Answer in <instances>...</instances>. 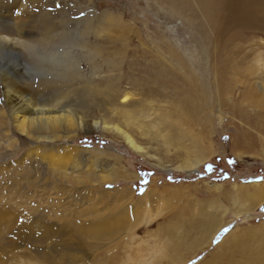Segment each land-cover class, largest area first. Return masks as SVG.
Instances as JSON below:
<instances>
[{
	"label": "rangeland",
	"instance_id": "374dc122",
	"mask_svg": "<svg viewBox=\"0 0 264 264\" xmlns=\"http://www.w3.org/2000/svg\"><path fill=\"white\" fill-rule=\"evenodd\" d=\"M57 1L100 125L45 152L0 91V264H264V0Z\"/></svg>",
	"mask_w": 264,
	"mask_h": 264
},
{
	"label": "bare ground",
	"instance_id": "6f19581e",
	"mask_svg": "<svg viewBox=\"0 0 264 264\" xmlns=\"http://www.w3.org/2000/svg\"><path fill=\"white\" fill-rule=\"evenodd\" d=\"M55 2L58 1L0 0V91L6 107V112L2 113L22 135L42 145L45 152L54 150L61 141V133L71 128L89 132L100 125L86 118L87 109L94 103L91 96L86 99L66 97L61 92V82H70L80 75L79 63L69 48H87L88 56L96 55L97 48L87 40L61 32V9L54 13L46 10V6H56ZM31 5L39 11L30 9ZM14 8L21 11L16 13ZM62 45L66 47L61 51ZM119 95L122 96L119 104L122 116L129 123H135L134 108L124 106L130 103L132 93L121 89ZM112 99L117 104V98ZM104 128L120 135L134 151H144L135 137L118 124L104 123ZM198 164V160L189 162L186 168L191 170ZM129 178L125 176L124 179ZM261 197H264V190ZM211 235L212 232L207 231L206 236ZM251 254L260 256L257 251ZM261 258L259 261H264V257ZM248 262L262 264L254 260Z\"/></svg>",
	"mask_w": 264,
	"mask_h": 264
}]
</instances>
